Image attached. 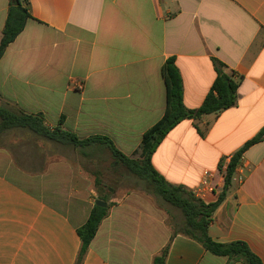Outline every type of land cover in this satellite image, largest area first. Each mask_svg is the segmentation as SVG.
Masks as SVG:
<instances>
[{
	"label": "crops",
	"instance_id": "crops-1",
	"mask_svg": "<svg viewBox=\"0 0 264 264\" xmlns=\"http://www.w3.org/2000/svg\"><path fill=\"white\" fill-rule=\"evenodd\" d=\"M23 2L31 18L0 60V102L80 139L108 137L128 157L139 156L144 133L164 116L168 58L176 59L188 109L199 108L214 83V58L242 76L236 106L182 121L152 157L160 175L191 192L205 170L224 186L222 161L228 165L264 128V0ZM9 7L0 0V39ZM65 147L44 164L27 156L32 166L24 169L19 150L0 146V264H153L167 245L165 264L230 263L184 235L171 240L164 210L137 191L108 200L109 213L78 260V229L99 193ZM75 150L88 161L101 151L111 156L103 147L89 156ZM219 193L208 192L205 203ZM209 235L245 242L264 264V138L244 153Z\"/></svg>",
	"mask_w": 264,
	"mask_h": 264
},
{
	"label": "trees",
	"instance_id": "trees-1",
	"mask_svg": "<svg viewBox=\"0 0 264 264\" xmlns=\"http://www.w3.org/2000/svg\"><path fill=\"white\" fill-rule=\"evenodd\" d=\"M31 18L29 6L23 0H10L7 20L0 39V60L7 47L23 32L26 22ZM217 73L203 104L196 109H188L184 104V88L181 73L176 65L175 57L166 60L162 67V75L166 83L167 101L164 116L154 126L148 129L142 138V144L137 158H131L120 152L113 141L105 136H92L80 139L75 133L61 126L50 128L46 125L41 114H28L0 102V138L8 131L21 129L29 131L43 139L49 140L74 149L81 150L83 156H89L87 150L92 147H103L110 151L115 163L125 166L132 174L146 182L152 192L165 202L179 209L183 222L178 231H172L171 240L181 234L189 237L216 256H225L230 263L242 261L244 264H263L249 246L242 241L220 243L209 235V226L218 207L225 200L233 176L241 164L244 153L264 138V128L249 140L231 158L226 167L225 187L217 201L205 203L198 199L194 192L168 182L160 175L152 164V157L165 137L182 121L186 119L200 120L206 115L219 114L238 103V88L243 77L235 79L236 73L228 70L227 66L213 59ZM63 120V118H62ZM61 120V121H62ZM61 124V123H60ZM225 161L220 164L223 169ZM96 187L99 199L108 202L101 190L100 176L96 177ZM111 205L103 208L94 205L86 223L78 229L82 247L78 260H82L95 238L102 221L107 217ZM170 245H167L160 255L156 256L153 264H165Z\"/></svg>",
	"mask_w": 264,
	"mask_h": 264
},
{
	"label": "rangeland",
	"instance_id": "rangeland-1",
	"mask_svg": "<svg viewBox=\"0 0 264 264\" xmlns=\"http://www.w3.org/2000/svg\"><path fill=\"white\" fill-rule=\"evenodd\" d=\"M0 146L19 150L20 155L18 158L20 161L25 162L24 164L20 162V166L24 169L32 166L27 164L30 161V159L26 160L27 156L33 157L34 160L39 161L38 163L44 164L49 156L57 158L60 154L59 148L64 147L21 129L5 133L0 138ZM26 152L29 154L26 155ZM64 153L74 161L84 164L90 170L89 173L84 174L92 178L93 181L97 175L100 176V188L107 200L117 202L129 192L137 191L164 210L167 217L166 224L172 231H178L181 228L184 219L181 211L165 202L161 197L156 196L146 182L132 174L125 166L115 163L107 151L95 153L93 159L89 161L72 147H65Z\"/></svg>",
	"mask_w": 264,
	"mask_h": 264
},
{
	"label": "built area",
	"instance_id": "built-area-1",
	"mask_svg": "<svg viewBox=\"0 0 264 264\" xmlns=\"http://www.w3.org/2000/svg\"><path fill=\"white\" fill-rule=\"evenodd\" d=\"M82 85H79L78 88H81ZM226 167L227 165L223 166L222 170H218V174L221 175V177L224 180V186L220 187L218 184H216L215 178L217 175V172H213L210 170H205L202 176V179L200 181V184L193 190L194 195L205 202L206 199V194L208 192H214L216 190H220L219 195L223 192L224 187H225V176H226Z\"/></svg>",
	"mask_w": 264,
	"mask_h": 264
},
{
	"label": "water",
	"instance_id": "water-1",
	"mask_svg": "<svg viewBox=\"0 0 264 264\" xmlns=\"http://www.w3.org/2000/svg\"><path fill=\"white\" fill-rule=\"evenodd\" d=\"M95 205L103 207V208H107L108 207V203L105 201H102L100 199L96 200Z\"/></svg>",
	"mask_w": 264,
	"mask_h": 264
}]
</instances>
